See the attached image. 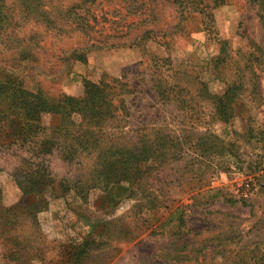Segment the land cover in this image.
<instances>
[{"label": "rangeland", "instance_id": "374dc122", "mask_svg": "<svg viewBox=\"0 0 264 264\" xmlns=\"http://www.w3.org/2000/svg\"><path fill=\"white\" fill-rule=\"evenodd\" d=\"M52 1L60 8L78 0ZM7 4L22 35L42 37L37 57L41 74L30 72L28 90L82 97L86 79L123 78L135 90L126 97L128 123L110 126L115 144L125 143V135L136 138L143 127L168 125L198 135L213 133L231 144L227 151L232 154L221 156L225 151L217 148L195 160L187 152L185 163L159 169L152 184L169 208L149 212L140 210L134 200L112 202L101 189H91L87 200L70 190L72 182L88 179L93 165L88 155L71 164L54 155L50 168L55 184L42 195L24 197L15 175L25 154L13 149L5 156L8 151H0L3 206L47 203L35 221L20 218L8 232L0 223V264L69 263L70 250L84 241L96 242L84 264H231L264 250V67L249 58L256 52L252 43L264 46V36L256 10L247 0H227L214 11L215 33L205 29L198 14L189 15L179 33L167 38L172 41L167 62L163 44L149 42L141 48L92 52L86 63H71L65 70L62 51L85 40L79 35L55 36L27 16L19 2L7 0ZM104 10L112 8L104 6ZM179 15L177 6L160 0L157 37L163 30L173 33ZM161 41L165 44L164 38ZM219 41L227 42L225 53ZM0 62L11 65L10 55L1 56ZM160 73L186 91L185 114L174 103L160 100L155 89ZM237 82L243 84V91L232 106V120L223 124L212 103L199 93L207 89L210 95L222 96ZM190 106L193 109L188 111ZM54 122L52 116L43 117L46 126ZM182 205L187 207L186 227L179 234L170 211Z\"/></svg>", "mask_w": 264, "mask_h": 264}, {"label": "trees", "instance_id": "16d2710c", "mask_svg": "<svg viewBox=\"0 0 264 264\" xmlns=\"http://www.w3.org/2000/svg\"><path fill=\"white\" fill-rule=\"evenodd\" d=\"M15 1L21 4L27 16L46 30H51L53 35H79L85 40L84 44L62 51L64 70L71 63H86L92 52L141 48L149 42L163 44L167 50L164 61L167 62L172 42L167 38L179 33L180 25L188 20L189 15L198 14L205 29L215 33L214 11L227 3V0H166L178 8L177 29L173 33L163 30L160 32L162 37H157L160 0H78L60 8L54 7L52 0ZM247 2L255 8L264 36V0ZM104 6L112 8V11L106 12ZM99 11L105 15L100 17ZM16 18L7 0H0V57L9 54L12 63L0 62V151H8L5 156L13 149L25 154V158L20 157L15 175L24 197L42 195L55 184L50 168V158L54 155L69 164L88 155L93 159L88 179L72 182L68 185L70 190L87 200L91 189H101L112 202L134 200L140 210L152 212L169 208L152 184L159 169L185 163L187 152L199 160L207 152L214 154L217 148H221L225 151L221 156L231 157L232 153L227 151L231 144L213 133L198 135L181 127L173 130L168 125L143 127L137 130L136 138L125 135V143L115 144L111 140L110 126L115 122L128 123L130 113L126 97L135 90L123 78L104 75L99 81L86 79L82 97L67 94L51 96L42 88L35 92L28 90L26 82L30 72L37 71V76L41 74L37 57L42 37L38 33L22 35V27L17 25ZM219 43L222 45L221 53H225L227 42ZM252 44L256 52L249 56L250 61L264 67V46ZM155 82L160 100L164 104L174 103L185 114L189 104L183 95L186 91L171 84L161 73ZM242 91L243 84L237 82L230 85L222 96L210 95L207 89L199 96H206L205 99L213 105L215 116L223 124H229L233 118L232 106ZM192 109L190 106L187 110ZM46 115L52 116L56 122L44 125L43 117ZM141 132L144 134L140 135ZM42 205L47 203H21L6 208L2 204L0 189L3 230H12L20 218L35 221L37 213L44 208ZM170 212L171 219L177 223V232L183 233L187 207L182 205ZM20 244L19 249L23 242ZM95 245V241H84L74 246L68 254L71 259L65 264H84ZM250 254L231 264H264V250L259 248Z\"/></svg>", "mask_w": 264, "mask_h": 264}]
</instances>
